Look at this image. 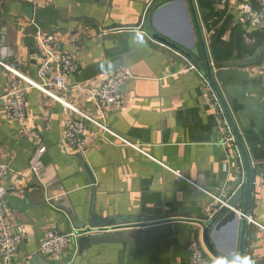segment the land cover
I'll list each match as a JSON object with an SVG mask.
<instances>
[{
  "label": "crops",
  "instance_id": "crops-1",
  "mask_svg": "<svg viewBox=\"0 0 264 264\" xmlns=\"http://www.w3.org/2000/svg\"><path fill=\"white\" fill-rule=\"evenodd\" d=\"M193 1L215 81L252 167L262 169L254 177L250 217L264 228V0ZM152 3L0 0V60L36 80L38 40L51 36V48L79 66L66 78L68 101L145 153L88 125L80 155L65 145L62 107L36 90L26 95L25 121H9L2 98L10 76L0 67V163L11 171L5 208L22 239L13 264H33L36 256L49 264H190L188 245L202 240L199 222L210 195L224 199L242 182L239 157L223 145L224 118L213 93L185 59L147 37L145 14ZM243 4L260 15L258 27L242 20ZM185 20L182 6L174 5L149 23L184 43ZM192 49L203 65L196 36ZM117 70L133 77L121 88L124 104L97 113L92 94L99 78ZM15 173L20 181L12 179ZM235 207L241 209L242 200ZM68 213L82 229H73ZM128 225L137 227L118 229ZM89 228L110 229L104 235L120 241L84 251L73 242L50 259L39 254L48 230ZM124 231L132 234L121 238ZM238 234L234 224L212 233L229 258ZM244 264H264V230L254 224H248Z\"/></svg>",
  "mask_w": 264,
  "mask_h": 264
},
{
  "label": "built area",
  "instance_id": "built-area-1",
  "mask_svg": "<svg viewBox=\"0 0 264 264\" xmlns=\"http://www.w3.org/2000/svg\"><path fill=\"white\" fill-rule=\"evenodd\" d=\"M152 1L156 2L158 0ZM239 12L242 20L252 27L260 25V15L255 13L249 4H243L239 8ZM52 41L53 38L51 36H44L38 40L42 59L37 69L36 80L23 74L16 64H6L0 60V67L10 76L2 98L5 117L9 121L23 123L27 115L26 95L30 90H36L41 95L59 104L62 107V112L67 116L64 123V142L68 148L83 155L87 147L86 135L88 125H92L102 132L103 137L110 135L121 144L133 147L136 151L145 154L139 147L130 144L125 139L116 135L104 124L93 119L89 114L78 110L68 101L64 94H71V90L66 85V78L76 74L79 66L69 55L53 50L51 48ZM132 78L130 73L125 70H117L110 74L102 75L99 78L97 89L92 94L93 109L97 113H103L110 108H121L124 104V95L121 92V88ZM222 128L225 131L223 145H228L238 156L237 148L225 120L222 121ZM44 150L41 148L38 153L42 154ZM162 166L165 167L164 165ZM37 167L38 163H33L30 170L36 172ZM10 173L8 165L0 163V264H13V259L18 255L22 244L21 236L13 230L6 215L5 197L8 191L6 179ZM20 176V174L15 173L12 179L16 182L20 181ZM196 188L202 190L199 187ZM240 188H242V182L239 183L231 195L224 199L210 195L212 203L206 208L205 220L211 219L222 207H227L226 201ZM231 210L240 216V209L234 208ZM248 224H254L258 229L264 230L250 216L248 217ZM97 230L94 232L81 231L71 233H59L53 229L48 230L40 242L39 254L49 259L58 257L80 235H104L107 232L101 229ZM188 251L190 254V264H219L217 260L207 253L201 239H192L189 242Z\"/></svg>",
  "mask_w": 264,
  "mask_h": 264
},
{
  "label": "water",
  "instance_id": "water-1",
  "mask_svg": "<svg viewBox=\"0 0 264 264\" xmlns=\"http://www.w3.org/2000/svg\"><path fill=\"white\" fill-rule=\"evenodd\" d=\"M174 5L182 6L186 16L187 29L189 33V41L181 43L177 41L178 39L174 36H168L167 33L163 32L161 29L154 26V29L150 28L149 21L155 20L160 13L164 10L173 7ZM30 13L31 9H27ZM145 33L147 37L153 42L160 44L174 53L185 59L189 65L201 76L205 81L211 92L213 93L219 108L222 112L223 118L227 124V127L233 137L234 144L238 151V156L242 166V188L237 189L233 196L226 201L227 207H222L215 213L211 219L208 221H201L199 225L202 227V243L207 251V253L218 261L219 264H244L245 247L247 240V229H248V217L250 216V206H251V195L253 189L254 177L259 176L262 169H254L251 164V160L242 141L241 135L235 125L232 114L227 106V103L221 93V90L215 81L213 75L212 65L210 63L204 37L202 34V29L199 23L198 15L196 12L195 4L193 0H158L153 2L147 9L145 14ZM194 36H196L198 47L203 58V65L197 60V49H192L191 46L194 42ZM192 41V43H191ZM237 184V183H236ZM236 186V185H235ZM234 186V188H235ZM235 189H233L234 191ZM242 200V208L240 209V216L235 214L231 209L236 208V204ZM68 219L71 221L74 230L82 229L77 225L74 216L68 213ZM234 224L239 226V234L237 238V247L235 249L234 258H229L228 254L219 250L214 242L213 234H218L226 226ZM89 225L93 226L95 223L93 219H90ZM134 226H121L118 229L129 230ZM96 229V230H95ZM115 229V228H114ZM104 231H109L110 229H102ZM238 230V227H237ZM98 231L97 228H89L85 232ZM132 234L131 231H124L121 233V238H126ZM120 239L112 237L111 235H80L75 243L80 251H84L91 245H97L99 243H112L118 242ZM33 264H49L45 260L35 257L32 261Z\"/></svg>",
  "mask_w": 264,
  "mask_h": 264
}]
</instances>
